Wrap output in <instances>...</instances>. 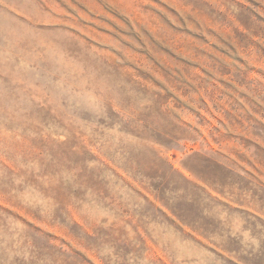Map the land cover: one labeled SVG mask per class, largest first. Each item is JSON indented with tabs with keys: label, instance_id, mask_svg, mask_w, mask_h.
<instances>
[{
	"label": "rangeland",
	"instance_id": "obj_1",
	"mask_svg": "<svg viewBox=\"0 0 264 264\" xmlns=\"http://www.w3.org/2000/svg\"><path fill=\"white\" fill-rule=\"evenodd\" d=\"M0 264H264V0H0Z\"/></svg>",
	"mask_w": 264,
	"mask_h": 264
}]
</instances>
